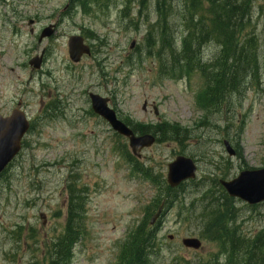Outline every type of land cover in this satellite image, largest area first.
I'll return each mask as SVG.
<instances>
[{
    "label": "rangeland",
    "instance_id": "374dc122",
    "mask_svg": "<svg viewBox=\"0 0 264 264\" xmlns=\"http://www.w3.org/2000/svg\"><path fill=\"white\" fill-rule=\"evenodd\" d=\"M140 2L107 0L104 11L92 7V14H84L70 9L69 0H0V115H10L21 102L35 124L22 152L0 178V264H43L51 240L64 232L71 182L87 192L85 232L72 264H117L128 235L152 210L161 191L132 173L123 157L126 141L92 115L89 92L110 98V105L130 124L169 123L187 129L181 147L156 144L140 160L165 179L169 163L180 152L198 164L196 180L163 215L157 238L163 248L153 264H227L215 243L205 241L199 250L183 246V239L199 235L202 223L199 210L185 219L183 209L200 206L207 191L220 196V180L264 167V80L242 97L234 96L221 114L205 119L196 101L201 80L161 78L157 62L147 57L146 32L156 15L154 0H145L150 22L143 14L136 17ZM254 3L264 8V0ZM50 25H55L54 34L40 41ZM256 26L264 40V20ZM88 30L98 38L89 44L94 48L102 41L103 53L73 63L69 37H87ZM133 40L137 44L131 50ZM217 51L214 45L205 48L207 58ZM42 52L40 69L30 66ZM262 60L264 66V54ZM54 100L65 104H51ZM55 105L64 115L47 117ZM225 140L240 157L228 155ZM235 206L241 229L249 236L264 231V204L253 209L236 200Z\"/></svg>",
    "mask_w": 264,
    "mask_h": 264
},
{
    "label": "trees",
    "instance_id": "16d2710c",
    "mask_svg": "<svg viewBox=\"0 0 264 264\" xmlns=\"http://www.w3.org/2000/svg\"><path fill=\"white\" fill-rule=\"evenodd\" d=\"M70 1L79 4L84 13L88 12L90 4L106 5L107 2ZM141 3L144 4V0ZM154 6L156 22L146 32V55L156 60L161 78L191 80L197 76L201 80L197 100L205 111V119L221 114L234 96L242 97L248 87L260 84L264 77V67H261L264 42L256 32L254 16L264 17V9H257L253 0H155ZM88 32L93 36L90 30ZM208 45L218 48L209 59L205 53ZM56 111L57 108H48L47 115L52 117L51 113ZM133 129L140 134L156 135L160 144L174 142L182 145L188 139L187 129L180 125H137ZM124 154L133 172L152 184L156 183L163 196L157 197L143 223L130 232L117 264H153L151 256L158 249L155 230L161 222L155 227H149L148 222L160 204L172 208L184 186L169 188L151 166L131 156L128 150ZM69 187L71 197L64 232L51 240L43 264H71L74 248L84 236V197L73 183ZM219 193L220 196H216L214 190L205 192L199 199L200 206L187 209L182 218L188 219L192 211L199 210L202 236L216 242L221 251L227 253L230 264H264V231L253 238L245 236L236 201L223 189Z\"/></svg>",
    "mask_w": 264,
    "mask_h": 264
},
{
    "label": "water",
    "instance_id": "95a60500",
    "mask_svg": "<svg viewBox=\"0 0 264 264\" xmlns=\"http://www.w3.org/2000/svg\"><path fill=\"white\" fill-rule=\"evenodd\" d=\"M53 26L46 28L41 35V39L50 37L53 34ZM134 44V43H133ZM132 44V46H133ZM70 59L79 62L84 54H90V48L84 44L80 36H72L68 42ZM42 58L36 57L30 60V65L40 68ZM92 108L96 114L105 119L122 136L128 138L129 147L136 157H141V151L152 146L156 139L153 135L146 134L138 136L131 128L117 118L116 112L108 106V99L99 95L91 94ZM19 106L21 104H18ZM145 109V106H144ZM30 129V122L27 115L20 108L12 111L9 117L0 116V175L17 156L22 148V140ZM230 155L234 151L229 143L225 142ZM168 183L171 187H177L183 181L195 178L196 166L192 159L183 156L178 157L168 166ZM221 184L231 197L238 198L249 205L264 202V168L255 171L241 172L239 177L230 181H222ZM162 208L153 217L151 223L154 224L161 213ZM183 243L188 248L199 249L201 243L197 239L187 238Z\"/></svg>",
    "mask_w": 264,
    "mask_h": 264
},
{
    "label": "flooded vegetation",
    "instance_id": "af4514ba",
    "mask_svg": "<svg viewBox=\"0 0 264 264\" xmlns=\"http://www.w3.org/2000/svg\"><path fill=\"white\" fill-rule=\"evenodd\" d=\"M51 104H65L64 102L54 100Z\"/></svg>",
    "mask_w": 264,
    "mask_h": 264
},
{
    "label": "bare ground",
    "instance_id": "6f19581e",
    "mask_svg": "<svg viewBox=\"0 0 264 264\" xmlns=\"http://www.w3.org/2000/svg\"><path fill=\"white\" fill-rule=\"evenodd\" d=\"M259 54V53H258ZM225 230H227V229H225ZM256 252H258V251H256Z\"/></svg>",
    "mask_w": 264,
    "mask_h": 264
}]
</instances>
